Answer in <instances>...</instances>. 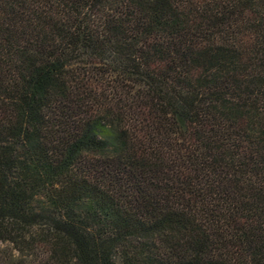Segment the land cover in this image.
<instances>
[{
    "label": "trees",
    "instance_id": "16d2710c",
    "mask_svg": "<svg viewBox=\"0 0 264 264\" xmlns=\"http://www.w3.org/2000/svg\"><path fill=\"white\" fill-rule=\"evenodd\" d=\"M0 264H264V0H0Z\"/></svg>",
    "mask_w": 264,
    "mask_h": 264
}]
</instances>
